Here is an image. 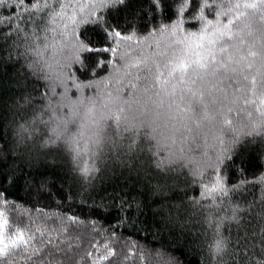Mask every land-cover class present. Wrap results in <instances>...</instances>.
<instances>
[{"label": "snow or ice", "instance_id": "1", "mask_svg": "<svg viewBox=\"0 0 264 264\" xmlns=\"http://www.w3.org/2000/svg\"><path fill=\"white\" fill-rule=\"evenodd\" d=\"M146 2L151 11L162 6L169 20L175 18L171 25L173 35L184 23L185 15L203 21L199 32L176 39L174 62L168 66L164 79L161 77H165V73L159 71V65H154L155 72L148 66L147 57L134 59L127 50L120 51L122 44L133 41L136 28L148 27L144 23L148 13L139 14L143 5L133 9L131 14L125 12L132 0H0V8L12 9L7 15H0V37L21 41L13 43L14 51H9L8 56L12 58L18 52L17 60L25 58L29 75L37 81L42 103L35 120L50 125L51 133L45 146L51 144L67 152L76 171L86 180L95 179L105 157L127 163L146 152L163 175L189 165L194 176L201 174V166L210 168L217 175L211 187L203 185V196L212 202L206 207L215 204L217 196L223 203L229 193L223 179L224 165L226 162L235 165L242 153L229 152L224 147L221 149L224 155L217 154L214 163L204 161L202 165L187 153L203 147L213 128L235 136L242 132L246 136L264 135V31L258 38L250 23H237L241 17L248 19V9L253 10V14L260 11L259 19L264 21V0L234 4L227 0L226 5L203 0L214 20L205 17L201 0ZM97 9L102 11L98 13ZM197 12L199 16H194ZM80 13L83 16L78 19ZM65 17L72 30L69 33L68 23L64 24L57 47L52 42L55 37L50 41L48 35L56 29L49 26L55 24L57 18ZM29 25L33 27L30 29ZM80 25L84 28L78 34L76 29ZM116 57L124 61L123 72L114 62ZM109 66L117 85L112 90H107L106 79H100ZM142 66L147 73L142 78V87L137 89L136 84H131L135 95L125 99L128 83L123 82L121 76L131 77L129 69L140 71ZM101 86L105 88L103 92ZM72 89L75 91L70 96ZM86 89H91L92 94L86 95ZM31 103V98H24L25 105ZM44 112L49 114L47 121L41 119ZM21 128L27 131L23 125ZM220 144L223 145L222 139ZM6 147L0 145V154ZM246 182L259 186L262 193L258 201L249 205V211L255 203L261 205V210L243 225L239 213L245 209L238 205L231 208L230 215L216 220L215 235L208 245L217 258L215 264H264V174ZM243 183L245 181L233 187ZM190 203L200 205V200L190 198ZM225 220L236 224L238 230L244 229L235 243L220 234ZM36 233L39 239L35 233L26 236L19 229L8 228V221L3 220L0 223V264H9L11 256L24 257L33 264H52L45 257L59 249L53 248L52 241L45 240L39 229ZM34 243L38 246H33ZM113 254L107 250L101 259L106 261ZM225 257H230V261ZM172 259L164 264H171Z\"/></svg>", "mask_w": 264, "mask_h": 264}, {"label": "trees", "instance_id": "2", "mask_svg": "<svg viewBox=\"0 0 264 264\" xmlns=\"http://www.w3.org/2000/svg\"><path fill=\"white\" fill-rule=\"evenodd\" d=\"M236 2L252 0H232L233 4ZM215 4L226 5L227 0H215ZM142 5L139 14L148 13L144 21L148 27L136 28L133 41L122 44L120 51L127 50L129 57L134 59L147 57L148 66L155 72L154 65H159V71L165 73V77H161L164 79L168 66L174 62L173 50L178 47L176 39L190 32H199L203 21L185 15L182 17L184 23L173 35L171 25L175 18L169 20L162 6L153 12L146 0H132L125 12L131 14L133 9H140ZM201 5L205 17L214 20L203 0ZM11 11V7L0 8V15ZM99 11L102 10L97 9ZM246 11L248 19L241 17L237 23H250L259 38L264 31V21L259 19L260 11L255 14L251 9ZM68 14H72L71 9ZM81 16L83 13L77 14L78 19ZM194 16H199V12ZM224 19L222 16L221 20ZM65 23H68L67 31L70 33L72 25L66 17L57 18L55 24L49 26L56 29L55 32L49 31L48 35L50 41L55 37L52 42L57 47L60 45L59 33L64 30ZM32 27L29 25L30 29ZM83 28V25L77 27V33ZM13 43L21 41L19 38L0 37V145L7 146L0 154V213L3 214L0 223L6 219L8 228L19 229L26 236L35 233L37 239L40 236L36 229L43 232L45 240L50 239L52 247L59 249L54 255L45 257L52 264H164L169 258H173L171 264H215L217 258L211 254L208 245L215 235L216 220L230 215L231 208L238 205L245 209L239 213L243 217V225L253 220L261 210V205L255 203L249 211V205L258 201L262 193L259 186L246 181L264 174V135L246 136L242 132L235 136L232 132L213 128L203 147L187 153L201 165L204 161L214 163L217 154L224 155L221 152L224 147L229 152L242 153L235 165L225 163L223 179L229 193L223 198V203L217 196L211 207H206L212 203L211 200L203 196V185L211 187L217 175L210 168L201 166V174L194 176L192 165H189L163 175L146 152L127 163H117L105 157L99 165L100 172L89 182L76 171L67 152L51 144L45 146L51 133L50 125L35 120L42 103L37 81L25 67L27 60L15 58L18 52L9 58L8 52L14 51ZM48 55H52L51 51ZM113 59L123 72L124 61L118 57ZM129 71L132 72L131 77L121 76V80L128 83L125 99L135 95L131 84L141 88L142 78L147 75L143 66L140 71L131 68ZM112 73L109 66L108 71L100 75V79L108 81L107 90L117 86ZM104 90L101 86V92ZM73 91H69L70 96ZM85 94H92V90L86 89ZM25 97L31 98L32 103L25 105ZM41 119L49 120V114L42 113ZM233 123L236 125V121ZM22 125L27 131L22 130ZM247 130L243 129L244 132ZM242 181H245L242 186L233 187L241 185ZM190 198L199 199L200 205L193 206ZM216 204L220 205L219 208ZM256 226L259 227L258 224ZM243 230L225 220L220 234L235 243ZM33 246L38 245L34 243ZM107 250L114 254L105 261L101 257L107 254ZM225 259L230 261L231 258ZM9 264H33V261L11 256Z\"/></svg>", "mask_w": 264, "mask_h": 264}]
</instances>
